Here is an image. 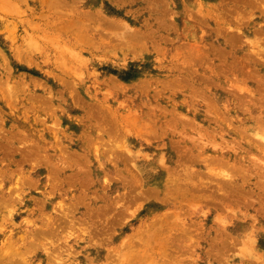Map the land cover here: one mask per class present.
<instances>
[{
  "label": "rangeland",
  "instance_id": "obj_1",
  "mask_svg": "<svg viewBox=\"0 0 264 264\" xmlns=\"http://www.w3.org/2000/svg\"><path fill=\"white\" fill-rule=\"evenodd\" d=\"M15 254L264 264V0H0Z\"/></svg>",
  "mask_w": 264,
  "mask_h": 264
},
{
  "label": "bare ground",
  "instance_id": "obj_2",
  "mask_svg": "<svg viewBox=\"0 0 264 264\" xmlns=\"http://www.w3.org/2000/svg\"><path fill=\"white\" fill-rule=\"evenodd\" d=\"M53 230H54V229H53ZM41 234H42V233H41ZM19 237H20V236H19ZM16 238H17V237H16ZM16 238H15V239H16ZM18 239H19V238H18ZM20 240H21V239H20ZM17 242H18V241H17ZM18 248H19V247H18ZM20 251H21V250H20ZM22 253H23V252H22ZM23 255H24V254H23ZM16 256H18V257H19V256H21V255H16V254H15V256H14V257H16ZM6 257H7V256H6ZM8 257H10V256H8ZM18 257H16V258H15L17 262L13 260V261H14V263L16 262L15 264H20V263H18V262H20V261H21V264H22V263L24 264L23 260H22V259H20V258H18ZM22 258H23V257H22ZM12 259H14V258H12ZM10 263H11V261H10ZM14 263L12 262V264H14ZM28 263H29V262H28ZM26 264H27V263H26Z\"/></svg>",
  "mask_w": 264,
  "mask_h": 264
}]
</instances>
